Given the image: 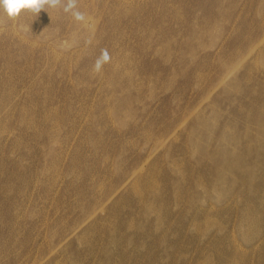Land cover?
<instances>
[{"label": "rangeland", "instance_id": "obj_1", "mask_svg": "<svg viewBox=\"0 0 264 264\" xmlns=\"http://www.w3.org/2000/svg\"><path fill=\"white\" fill-rule=\"evenodd\" d=\"M66 2L0 10V264H264V0Z\"/></svg>", "mask_w": 264, "mask_h": 264}, {"label": "clouds", "instance_id": "obj_2", "mask_svg": "<svg viewBox=\"0 0 264 264\" xmlns=\"http://www.w3.org/2000/svg\"><path fill=\"white\" fill-rule=\"evenodd\" d=\"M78 0H67L63 5V11L71 13L76 21H84L85 13L79 11L77 7ZM61 5V0H0V10L9 18L19 16L22 11H30L38 15L41 10L47 11V8H56ZM109 60V55L105 50L95 63V70L100 71L102 64Z\"/></svg>", "mask_w": 264, "mask_h": 264}, {"label": "bare ground", "instance_id": "obj_3", "mask_svg": "<svg viewBox=\"0 0 264 264\" xmlns=\"http://www.w3.org/2000/svg\"><path fill=\"white\" fill-rule=\"evenodd\" d=\"M13 20H15V19H13ZM34 44V43H33ZM253 49V48H252ZM169 138V137H168ZM139 170V169H138ZM136 172V171H135ZM133 175H134V173H133Z\"/></svg>", "mask_w": 264, "mask_h": 264}]
</instances>
